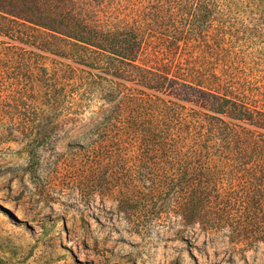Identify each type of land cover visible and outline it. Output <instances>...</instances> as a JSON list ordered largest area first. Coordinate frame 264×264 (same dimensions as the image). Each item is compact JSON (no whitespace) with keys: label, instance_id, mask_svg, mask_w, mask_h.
<instances>
[{"label":"trees","instance_id":"obj_1","mask_svg":"<svg viewBox=\"0 0 264 264\" xmlns=\"http://www.w3.org/2000/svg\"><path fill=\"white\" fill-rule=\"evenodd\" d=\"M238 2L0 0L1 19L38 34L18 40L34 50L0 45L19 54L21 77L35 85L37 139L46 141L48 127L81 130L87 163L106 178L120 174V187L134 191L131 207L264 244V98L248 85L233 89L199 61L219 20L234 27ZM152 38L179 50L177 60L139 64Z\"/></svg>","mask_w":264,"mask_h":264},{"label":"rangeland","instance_id":"obj_2","mask_svg":"<svg viewBox=\"0 0 264 264\" xmlns=\"http://www.w3.org/2000/svg\"><path fill=\"white\" fill-rule=\"evenodd\" d=\"M238 1L234 27L219 20L223 27L206 37L199 61L205 66L207 58L205 69L233 89L248 85L264 98V22L251 28L260 13L264 20V0H254L256 15L250 0ZM24 32L38 35L0 18V43L34 50L18 43ZM178 55L152 38L139 64L167 67ZM18 56L0 45V264H264L261 242L247 245L226 228L184 226L164 210L131 207V185L120 187V174L106 178L87 163L81 130L48 127L46 141L37 139L40 99L21 77Z\"/></svg>","mask_w":264,"mask_h":264}]
</instances>
